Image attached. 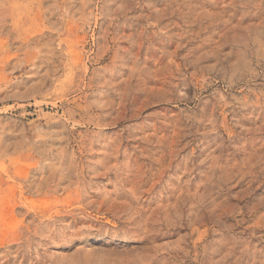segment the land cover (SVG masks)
Returning <instances> with one entry per match:
<instances>
[{
    "label": "rangeland",
    "instance_id": "rangeland-1",
    "mask_svg": "<svg viewBox=\"0 0 264 264\" xmlns=\"http://www.w3.org/2000/svg\"><path fill=\"white\" fill-rule=\"evenodd\" d=\"M0 264H264V0H0Z\"/></svg>",
    "mask_w": 264,
    "mask_h": 264
}]
</instances>
